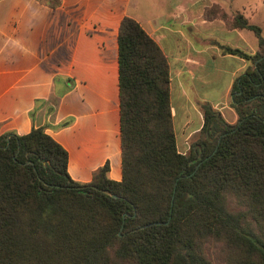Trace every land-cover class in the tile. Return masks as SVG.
<instances>
[{
	"label": "trees",
	"instance_id": "16d2710c",
	"mask_svg": "<svg viewBox=\"0 0 264 264\" xmlns=\"http://www.w3.org/2000/svg\"><path fill=\"white\" fill-rule=\"evenodd\" d=\"M232 88L237 123L200 153L178 152L166 58L133 19L118 30L122 178L109 166L72 181L67 153L43 128L0 136V264H264V39ZM215 113L204 108L208 129ZM108 191L116 199L102 193Z\"/></svg>",
	"mask_w": 264,
	"mask_h": 264
},
{
	"label": "crops",
	"instance_id": "0c3cea01",
	"mask_svg": "<svg viewBox=\"0 0 264 264\" xmlns=\"http://www.w3.org/2000/svg\"><path fill=\"white\" fill-rule=\"evenodd\" d=\"M214 6L247 19L235 0H0V136L43 128L66 151L72 181L87 184L108 164L109 180L120 182L118 30L128 17L168 63L178 152L200 153L217 125L237 123L232 88L251 65L224 49L257 51L248 30L228 28ZM204 108L215 117L201 135Z\"/></svg>",
	"mask_w": 264,
	"mask_h": 264
},
{
	"label": "rangeland",
	"instance_id": "374dc122",
	"mask_svg": "<svg viewBox=\"0 0 264 264\" xmlns=\"http://www.w3.org/2000/svg\"><path fill=\"white\" fill-rule=\"evenodd\" d=\"M244 6L243 8L240 6ZM235 6L244 11V15L249 20V24L256 26L261 31L264 39V0H235ZM249 42L252 46H257V37L252 31H247Z\"/></svg>",
	"mask_w": 264,
	"mask_h": 264
},
{
	"label": "water",
	"instance_id": "95a60500",
	"mask_svg": "<svg viewBox=\"0 0 264 264\" xmlns=\"http://www.w3.org/2000/svg\"><path fill=\"white\" fill-rule=\"evenodd\" d=\"M102 193H104V194H106V195H109L111 198H113V199H116L117 198V196L116 195H114V194H111L110 192H108V191H103Z\"/></svg>",
	"mask_w": 264,
	"mask_h": 264
}]
</instances>
